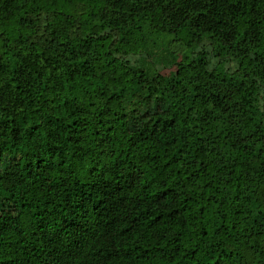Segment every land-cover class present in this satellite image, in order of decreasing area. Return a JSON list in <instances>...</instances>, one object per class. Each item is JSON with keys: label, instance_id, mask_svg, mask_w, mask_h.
Segmentation results:
<instances>
[{"label": "trees", "instance_id": "16d2710c", "mask_svg": "<svg viewBox=\"0 0 264 264\" xmlns=\"http://www.w3.org/2000/svg\"><path fill=\"white\" fill-rule=\"evenodd\" d=\"M0 264H264V0H0Z\"/></svg>", "mask_w": 264, "mask_h": 264}, {"label": "rangeland", "instance_id": "374dc122", "mask_svg": "<svg viewBox=\"0 0 264 264\" xmlns=\"http://www.w3.org/2000/svg\"><path fill=\"white\" fill-rule=\"evenodd\" d=\"M158 54H163V52L159 51ZM170 69H164L163 72H168Z\"/></svg>", "mask_w": 264, "mask_h": 264}]
</instances>
